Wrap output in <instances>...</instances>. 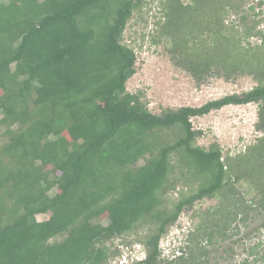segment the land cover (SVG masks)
<instances>
[{
  "label": "trees",
  "instance_id": "16d2710c",
  "mask_svg": "<svg viewBox=\"0 0 264 264\" xmlns=\"http://www.w3.org/2000/svg\"><path fill=\"white\" fill-rule=\"evenodd\" d=\"M145 1L0 3V159L24 162L8 172L0 160V264H110L122 256L118 241L143 247L145 259L131 264H210L229 242L230 252L237 243L247 254L239 264L264 261L261 244L244 237L251 224L264 230L260 21L248 24L243 0H160L153 44L165 43L175 66L198 86L245 76L256 86L153 114L145 94L126 85L137 58L124 33ZM231 15L238 18L229 22ZM252 103L256 143L236 155L216 142L198 145L204 132L194 118ZM207 200L216 203L196 209ZM186 211L193 228L181 254L165 256L161 240Z\"/></svg>",
  "mask_w": 264,
  "mask_h": 264
},
{
  "label": "rangeland",
  "instance_id": "374dc122",
  "mask_svg": "<svg viewBox=\"0 0 264 264\" xmlns=\"http://www.w3.org/2000/svg\"><path fill=\"white\" fill-rule=\"evenodd\" d=\"M188 3L190 0H182ZM260 1L264 0H243L241 15H247L248 24L260 21L259 29L264 30V4L260 6ZM9 0H0V3H8ZM253 8V9H252ZM162 17L160 0H146L144 5L135 11L133 18L129 21L124 33V42L135 48L136 64L135 74L128 80L127 89L130 93H144L145 102L153 114H160L164 109H179L181 107H200L209 101L220 99L226 95L251 90L256 86V82L249 76L239 77L234 80H226L219 77H211L205 83L198 86L191 75L173 64L170 59L168 48L162 41L153 44V37L157 34L156 21ZM238 18V15H231L229 22ZM253 43L259 42L258 39H252ZM258 108L256 104L248 105H230L221 110L214 111L204 117L193 119L195 129H201L204 132L198 140L199 146L208 148L212 143H219L224 155H236L246 150L249 145L257 142L262 136L258 132L256 125L258 122ZM2 118V113L0 114ZM14 128L19 126L17 120H12ZM67 136V134H64ZM7 171H18L24 162L18 157H3L0 159ZM143 161L139 162L141 165ZM51 169V168H50ZM20 177L25 179L27 172L21 169ZM178 191H173L172 195L178 196ZM58 190L55 188L50 192L54 195ZM10 201V200H9ZM214 200H207L196 204V209L207 208L214 205ZM193 212L186 211L181 217L178 227L171 228V231L165 239L161 240V248L164 251L167 248L174 249L181 244V228L187 233L193 228V221L190 216ZM50 218V214L38 215L39 221H45ZM99 221L107 224L106 215H103ZM258 225V222H255ZM254 223V224H255ZM256 225L251 224L245 228L247 244H261L257 256L264 255V230L260 233L253 231ZM234 238V241H237ZM120 248L122 256L114 259L110 264H128L130 259H142L145 257L143 247L140 244L135 246H123L120 241L116 242ZM233 242L220 246L218 257L211 259L210 264H239L247 254L244 248L234 245V251L229 250L233 247ZM239 245V246H238ZM165 254H167L165 252ZM216 255V254H215ZM214 255V256H215ZM250 264H256L251 258ZM264 264V261L257 262Z\"/></svg>",
  "mask_w": 264,
  "mask_h": 264
},
{
  "label": "clouds",
  "instance_id": "9594fccd",
  "mask_svg": "<svg viewBox=\"0 0 264 264\" xmlns=\"http://www.w3.org/2000/svg\"><path fill=\"white\" fill-rule=\"evenodd\" d=\"M181 231V236L180 237H182L181 238V243H182V241H183V236H185L186 234H187V232H185L184 230H183V228L182 229H180ZM181 247V244L178 246V247H175L174 249H170V248H167V249H165L164 251H163V253H164V255L165 256H168V257H174V256H178V255H180L181 253H180V250H179V248ZM165 252L167 253V254H165ZM146 256V255H145ZM143 259H145V257L144 258H142L141 260H143ZM138 260H140V259H137L136 261H138ZM135 261V259H130L129 260V262H127L128 264H131L132 262H134Z\"/></svg>",
  "mask_w": 264,
  "mask_h": 264
}]
</instances>
